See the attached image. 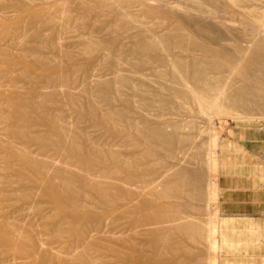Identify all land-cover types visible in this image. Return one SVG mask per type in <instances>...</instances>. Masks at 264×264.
I'll return each mask as SVG.
<instances>
[{"label":"rangeland","instance_id":"374dc122","mask_svg":"<svg viewBox=\"0 0 264 264\" xmlns=\"http://www.w3.org/2000/svg\"><path fill=\"white\" fill-rule=\"evenodd\" d=\"M263 32L264 0H0V264H264L214 197L264 154Z\"/></svg>","mask_w":264,"mask_h":264},{"label":"crops","instance_id":"0c3cea01","mask_svg":"<svg viewBox=\"0 0 264 264\" xmlns=\"http://www.w3.org/2000/svg\"><path fill=\"white\" fill-rule=\"evenodd\" d=\"M248 134L246 142H242L245 146L233 155L241 157L243 163L236 164L235 160H228L227 153L220 154L214 197L219 231L254 233L256 243L259 233L264 235V154L259 152L261 139L256 131Z\"/></svg>","mask_w":264,"mask_h":264},{"label":"bare ground","instance_id":"6f19581e","mask_svg":"<svg viewBox=\"0 0 264 264\" xmlns=\"http://www.w3.org/2000/svg\"><path fill=\"white\" fill-rule=\"evenodd\" d=\"M262 36V39L264 40V32H263V35H261ZM264 62V61H263ZM219 66H220V68L221 69H223V71H226L227 72V74H230L232 71H234L235 70V66H236V64L235 65H231L230 63H228V64H225V63H222V64H218ZM237 70H238V68H237ZM241 70H243V69H241ZM241 70H238V71H241ZM228 76V75H227ZM226 80V79H225ZM257 81V80H256ZM258 82V81H257ZM192 91V90H191ZM216 97V96H215ZM262 98H264V93L262 94ZM100 172V171H99ZM209 238H212V236H211V232H212V230H213V228L210 226L209 227ZM215 239V238H214ZM214 242V241H213ZM214 243H210V245L212 246Z\"/></svg>","mask_w":264,"mask_h":264}]
</instances>
